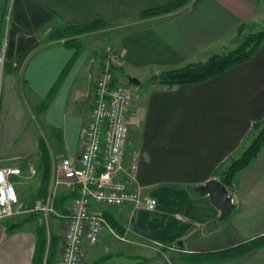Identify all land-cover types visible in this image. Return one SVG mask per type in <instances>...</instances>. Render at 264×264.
<instances>
[{
	"label": "crops",
	"instance_id": "1",
	"mask_svg": "<svg viewBox=\"0 0 264 264\" xmlns=\"http://www.w3.org/2000/svg\"><path fill=\"white\" fill-rule=\"evenodd\" d=\"M171 1L0 0V166L22 167L17 190L30 206L52 188L54 200L70 204L76 190L55 184L58 164L78 162L103 48L110 45L121 57L115 80H139L131 84L128 118L139 151L136 186L156 205L92 202L109 227L97 243L83 242L79 264L100 258L98 264H264V244L240 256L211 257L264 235V145L226 187L234 204L229 216L177 246L220 214L195 187L220 180L221 167L243 151L255 134L252 124L264 118V42L250 59L207 80L173 87L158 81L161 71L205 60L241 24L261 18L264 0H193L123 29L124 19ZM94 21L106 25L60 34ZM9 222L0 221V264H31L35 222L11 232ZM191 254L201 259H182Z\"/></svg>",
	"mask_w": 264,
	"mask_h": 264
},
{
	"label": "built area",
	"instance_id": "2",
	"mask_svg": "<svg viewBox=\"0 0 264 264\" xmlns=\"http://www.w3.org/2000/svg\"><path fill=\"white\" fill-rule=\"evenodd\" d=\"M120 59V53L111 46L103 48L78 162L72 164L63 159L58 164L55 184L76 190L65 212L54 208L53 188L27 208L16 184L17 179L24 177L22 167L0 166V221L28 211L39 212L37 220L41 224H47L50 214L65 219L57 264H79L83 242L97 243L101 232L109 227L105 217L92 207V202L109 206L130 204L145 209L156 205V199L143 194L136 186L139 151L131 144L128 120L134 90L126 82L115 80V67ZM26 172L33 177V165H29Z\"/></svg>",
	"mask_w": 264,
	"mask_h": 264
},
{
	"label": "trees",
	"instance_id": "3",
	"mask_svg": "<svg viewBox=\"0 0 264 264\" xmlns=\"http://www.w3.org/2000/svg\"><path fill=\"white\" fill-rule=\"evenodd\" d=\"M190 0H173L165 5L145 9L141 11L137 16L140 19L149 18L152 16L168 13L177 10L188 3ZM101 23L94 21L91 23L81 25H67L64 29H60V34H72L91 31L98 27ZM102 27L106 23H101ZM243 28V24L238 27V31ZM264 42V29L256 32L248 33L247 36L234 48L224 51L222 53L211 54L205 61L188 63L184 66L163 70L158 74V81L166 87H173L183 83H195L207 80L213 76L225 72L230 67L242 63L250 59L257 49ZM54 88L51 90L50 95L53 94ZM252 129L255 131L249 144L245 146L243 151L236 157L228 159L225 166L220 169V181L226 186L231 187L233 178L239 170L249 165L254 158L257 156L260 148L264 145V118L256 121L252 124ZM54 208L57 211L65 212L66 207L63 204L58 203L54 200ZM39 212L32 211L26 215V217L19 223L14 225H8L7 230L11 232L13 228L23 225L25 222L31 221L36 224V242L34 253L32 256L31 264H52L53 257L56 254L58 247V239L55 235L51 234L50 244L47 252V256L44 257L45 242L44 232L41 223L38 222L37 218ZM264 244V235L261 237L254 238L244 243L229 247L227 249L211 253L213 259L227 258L240 256L256 247ZM104 258L97 259L93 264H98ZM182 259L186 260H199L200 256L195 254L182 256ZM144 262L146 260H143Z\"/></svg>",
	"mask_w": 264,
	"mask_h": 264
},
{
	"label": "rangeland",
	"instance_id": "4",
	"mask_svg": "<svg viewBox=\"0 0 264 264\" xmlns=\"http://www.w3.org/2000/svg\"><path fill=\"white\" fill-rule=\"evenodd\" d=\"M191 2H193V0L188 1V3H186L184 6H186L187 4H189ZM171 12H173V11H171ZM168 13H170V12H168ZM141 20H143V19L138 18L137 15L134 16V17L126 18V19L123 20V22H125L127 24L124 26L123 29L125 30V29H129V28L137 27V26H139L141 24V23H139V22H141ZM134 21H136V22H134ZM129 22H132V23H129ZM247 27H249V28H247ZM263 29H264V15L261 18L255 19V21H253L251 24L250 23L249 24H247V23L243 24V28L240 31H238V28H237L235 32L231 33L230 35H228V37H226V39L221 41V43H220V45L218 47V50L213 51L212 54L222 53L224 51L230 50V49L234 48L235 46H237L243 40V38L245 36H247L248 33L260 31V30H263ZM103 43H104V41H102V39H100L99 40V45H101ZM106 46H110V45H106ZM205 60H203V61H205ZM196 62H199V61H196ZM200 62H202V61H200ZM190 63H194V62H190ZM126 84L128 86L132 87L131 84H129L127 82H126ZM25 203L27 205V208H29V209H30V207L33 206V205L30 206L31 205V201H29V200L25 201ZM28 213H30V211L25 212V213H21V214H18V215H14V216H9V217H6V218H4L2 220H5V219L8 218V219H10V222L8 223V225H14L15 223H19L20 221H22L26 217V215ZM58 219H59V217L57 215L50 214L47 224H41L42 227H43L44 242H45L44 257L47 256V252H48L49 244H50V236H51V234L55 235L57 237V239H58V247H57V250H56V254L54 255V257L52 259V261H53L52 264H57V261H58V259L60 257L61 246H62V243H63V237L62 236H63V232H64V224L60 223L58 221Z\"/></svg>",
	"mask_w": 264,
	"mask_h": 264
},
{
	"label": "water",
	"instance_id": "5",
	"mask_svg": "<svg viewBox=\"0 0 264 264\" xmlns=\"http://www.w3.org/2000/svg\"><path fill=\"white\" fill-rule=\"evenodd\" d=\"M156 75L150 77V79H156ZM127 83L132 85H138L139 80L135 77H127ZM195 190L200 194H208L212 204L220 211L217 219H211L205 222L202 226L198 227L190 234H188L184 239L177 242V246L182 247L184 244L202 236L203 234H208L214 231L221 220L229 216L234 204L232 203V197L228 194L226 186L217 178H211L203 185L195 187Z\"/></svg>",
	"mask_w": 264,
	"mask_h": 264
}]
</instances>
